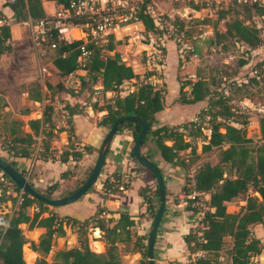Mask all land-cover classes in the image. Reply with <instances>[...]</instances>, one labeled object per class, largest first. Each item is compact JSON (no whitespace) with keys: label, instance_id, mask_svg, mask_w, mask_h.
I'll return each mask as SVG.
<instances>
[{"label":"trees","instance_id":"1","mask_svg":"<svg viewBox=\"0 0 264 264\" xmlns=\"http://www.w3.org/2000/svg\"><path fill=\"white\" fill-rule=\"evenodd\" d=\"M145 2L147 3L148 0ZM145 2L143 9H145ZM2 4L11 9L13 17L17 21L28 18L36 20L46 15L40 0H14L13 2L3 0ZM235 7H242L240 10L242 16H239V11L234 10ZM232 9L234 17L224 21V30H218L215 22L213 38H209L207 41L225 47L224 40L234 39L245 44L248 47L247 50L262 45L264 41L260 35V28L252 23V17L254 15L263 16L264 8L257 5L230 3L220 8L216 20L224 19ZM0 17L6 18V15L0 11ZM140 19L146 30H155L154 19L147 11H141ZM194 20H188L186 23L179 19L175 20V23L178 22L180 25L178 31L183 34L182 41L193 35V31L197 27V22ZM10 37L9 25H2L0 27V56L11 51ZM115 43L118 41H114L113 36L110 35L107 43L104 44L76 40L72 44H57L54 49H51L52 62L56 65L58 72L63 75L64 81L70 72L79 69L77 58L81 46L84 45L88 50V61L84 67L80 68L84 70L82 84H86L85 78H88L91 83L100 79L102 89L113 93L110 101L103 105L106 113L98 121V124L109 129L115 120L125 115H134L145 120L149 125V130L142 140L140 148L150 136L160 159L167 164L180 166L186 172L189 171L193 161L197 159L196 156L192 157L196 153L194 146L196 138H201L202 152L219 150L217 162L213 164L205 162L199 165L190 178L187 175L188 177L184 179L182 185L186 194L191 191L208 194V197L203 201L205 207L200 219L201 226L195 230L191 228L182 236L188 253L196 255L191 263L189 261L184 263L168 261L163 264H221L223 258L226 259V264H251V258L258 255L262 247L260 240L253 235L252 227L256 223L264 225V115L258 119L259 139L253 142L247 137L244 128L245 121L233 118L234 113L230 104L234 98L233 94L231 92L225 94L223 90L212 94L209 80L198 75L195 80L185 81L180 85L178 101L187 104L205 102L197 116L201 122L207 117L209 136L206 137L201 133V122L194 127L191 123L192 120L179 126L184 128L183 132L178 131V127L173 128L167 125L153 128L157 121L155 114L164 108L163 93L152 83L145 82L128 94H120L123 83L137 77V74L130 65L122 60L118 52L109 54L114 49ZM197 52V46L193 45L190 53ZM245 63V60L239 62L240 65ZM252 70L255 73L249 78V83L254 86V91L245 89V85L235 83L233 80L236 77L232 79L231 85L235 86V90L242 94L240 98L254 96L261 98V94H264V70L261 72L259 65H256V68ZM224 74L229 77L228 75L231 73ZM222 78L223 80L227 79L226 77ZM63 83L57 81L55 84L52 79H46L43 86L51 96H54L66 91ZM185 86L189 87L188 91L183 89ZM41 91L39 86L31 91L29 96L34 103H41ZM6 106L7 101L0 94V128L3 130L0 148L7 154V157L3 158L17 168L16 158L32 156V145L36 136L40 134L44 138H51L56 134L52 121L53 107L50 104L44 105L41 117L28 119L26 123L30 131H24L22 127L25 122L22 119H8L4 116ZM75 106L66 105L70 115L79 112ZM21 114L27 115L29 110L24 109ZM123 130H128L131 133L134 142L141 131V125L137 121L127 120L116 126L114 134ZM44 140L43 149L39 154V158L42 160H58L60 162L79 160L84 152L90 149L88 147V150L84 152L76 149L70 134H68L66 148L56 155L50 153L49 142ZM166 141H169L170 144H166ZM188 149L189 155H187L188 158H185L184 152ZM141 154L157 167V164L148 155L142 152ZM196 154L198 155V153ZM142 168L151 173L145 167ZM91 169L92 167L84 178L72 190L68 191V194L82 185ZM20 172L24 175L22 170ZM69 173L70 171L66 170L60 176L63 178ZM120 179L119 174L112 173L111 180L107 177L103 181L104 190L111 192L119 189V185H122L123 189H127L130 181L122 182ZM28 183L36 189L30 180ZM57 186L56 181L43 190H36L51 197ZM8 188L15 191L16 195L7 193ZM146 191L147 187H144L139 191V194L146 203V208L154 216L158 206L157 185L154 189L157 203H154ZM197 198L196 195L195 201ZM239 200H243L245 204L240 206L238 211H227V202ZM3 201H9L11 207L17 203L18 205L10 215L5 212L2 217L0 216V264H26L22 251V246L25 243H29V248L39 255L33 264H123L120 250L130 253L139 252L141 258L137 264H149L147 243L144 241L146 238L131 229L133 220L127 209L119 210V216L116 219L105 217L112 211L107 210L104 206H99L91 215L84 218L59 215L50 211L45 203L21 190L8 177L5 181H0V202ZM31 207L36 209L28 212V208ZM188 208L193 212L197 211L196 207L189 206ZM20 224H25L28 230L42 227L44 232L40 234L37 241L28 240ZM64 226L74 229L77 245L55 250L49 262L46 256L51 251L54 238L65 235ZM90 229H98L101 232L100 237L105 243L103 252H94L90 249L88 244V230ZM120 245L122 249L119 248ZM154 264L159 263L154 261Z\"/></svg>","mask_w":264,"mask_h":264},{"label":"rangeland","instance_id":"2","mask_svg":"<svg viewBox=\"0 0 264 264\" xmlns=\"http://www.w3.org/2000/svg\"><path fill=\"white\" fill-rule=\"evenodd\" d=\"M227 4H230L229 2L222 4L219 7L210 6L203 4L201 6H198L196 9L200 11V13H195L194 15L188 14L184 18H180V14L182 13V5H176L171 4L170 2L166 0H148V2H145L146 11L153 17L154 23H155V30H146L143 23L141 24H135L132 25L135 27L136 25L144 27V32H140L141 36L140 38L136 39L135 41L129 40L131 38L130 34H127L125 29L127 27L121 28L124 31H121L119 33H116L115 29L113 32L116 33L117 39H120L119 44H117L114 49L109 52V54H113L114 52H118L122 58V60L127 64L130 65L135 73H137L136 78H141V80L136 81L132 78L128 80L127 82L123 83L122 90L125 91V94L130 93V91H134L140 84L149 82L152 83L156 88L163 91V99H168L171 94L167 95L168 91V81L171 78V75L175 74L177 79V85L180 87L182 83L185 81H193L196 79L198 75L203 76L209 80L211 83L210 87L212 90V94L223 90V93H229L231 92L233 94V99L230 101L231 104V110H233V101L235 102L237 99L240 98L242 95L241 92H238L235 90V86H232V79L236 77L235 83H239L242 85H245V89L254 91V86L249 83V78L252 77L255 73L254 68H256V65L260 66L261 72L264 70V43L260 45L259 47H256L251 50H247L248 47L243 44L242 42L236 41L234 39L230 40H224L223 44L225 47L221 46V44H215V43H209L207 39L213 38L214 35V28L213 24L217 23V29L220 31L224 30V21L226 19H231L234 17V10L239 11L241 15V8L242 7H235L234 10L232 9L229 14L226 15V17L222 20H216L218 11L223 6H226ZM233 4V3H231ZM243 5V4H241ZM53 5L51 3L45 4V10L47 15L53 14ZM179 19V21L186 23L188 20H194L197 22V27L193 31V35L185 41L176 42L175 36L176 34H181L179 32V23H175V20ZM178 21V20H177ZM19 24L13 23L11 24V31H12V39L10 41L11 43V51L7 53L5 56L0 58V94L5 98L7 101V106L5 107L6 116L9 118H20L24 122H26L28 119H35L41 117V112L46 104H50L53 107V126L55 128V135L51 138H44V136H41L40 134L35 137L34 143L32 145V156L27 158L25 162L21 160L22 163L25 164L24 169L22 170L24 172V175L26 176L27 180H33L36 177L37 171H38V165L41 163L39 157L40 153L43 149V140L49 142L50 146V153H55L56 155L66 148L67 142L60 139V133L62 130L66 131V136L70 133H72L71 126V120L68 115V109L66 108V103H68L67 98H65V94H68L76 99L81 98L80 103H71V106L76 105L77 110L81 111V109L78 108L77 105L81 106L83 103L91 102V98L89 100L90 95H92L95 92V89L92 86H89L87 83L83 85L82 83V76L79 79L78 76H76L73 81L71 82L73 85H69V83L66 82V80H63V75L58 72V69L56 68V65L52 62L51 53L52 51L45 47V45H42L40 43L35 42L36 35L33 33L31 29H29L28 26L23 25L22 23ZM252 23L255 24L260 28V35L264 41V15H254L252 17ZM129 27V26H128ZM131 27V26H130ZM121 34V37H120ZM138 36V35H136ZM113 40L115 38L113 37ZM108 41V40H107ZM107 43V42H106ZM104 44V43H103ZM181 44H185L190 49L182 53L179 51ZM193 45L197 46L198 52L191 54L190 51H192ZM241 60H245L246 63L243 65H240L239 62ZM181 65H184L183 68ZM224 73H231L227 77ZM193 75V77H190ZM222 77H226V80H223ZM160 79L158 82L155 81V79ZM46 79H52L54 83L56 84L57 81H61L64 84V87L66 91L62 93H58L54 96H51L43 86V82ZM57 79V80H56ZM135 81L137 82L136 86H133L131 88V82ZM231 81V82H230ZM96 83V82H95ZM41 88V103H34L30 99V93L32 90L37 89V87ZM177 86V88H178ZM188 86H185L184 89L188 91ZM244 88V86H243ZM131 89V90H130ZM130 90V91H129ZM131 91V92H132ZM173 93L176 95V97L180 94L178 92V89L176 87L173 88ZM124 94V95H125ZM89 95V96H88ZM262 97L259 98L258 96H254L252 98H248L252 102H264V94H261ZM167 96V98H166ZM165 97V98H164ZM166 101V100H165ZM175 103H178V107L183 110L188 111V116L186 118H182L179 121L181 123H187L190 122L193 118L197 116V113L202 109L201 107L205 105V102L202 103H195V105L189 106L187 103H183L178 101V97L175 99ZM167 102V101H166ZM94 103V102H92ZM91 103V104H92ZM69 105V106H70ZM188 105V106H187ZM196 106V107H192ZM186 108V109H185ZM235 108V107H234ZM24 109L29 110V114L23 115L21 112ZM95 114V113H94ZM82 115H87L85 113L84 109L82 112ZM260 117V116H259ZM259 117L255 116L254 113H244V114H235L233 118L237 119L238 121H245L244 128L246 129L247 137H249L253 142L258 141L259 139V125H258V119ZM96 121V119H95ZM97 122V121H96ZM236 124V123H235ZM238 125V124H236ZM209 122H207V117L204 118V120L201 122V133L203 135H206V137L209 136L210 132L208 129ZM26 124L23 125V129L28 130V127L26 128ZM177 128V127H176ZM178 129V128H177ZM223 131V129H221ZM1 132H3L2 128H0V144H1ZM43 137V138H41ZM64 137V135H63ZM62 138V137H61ZM151 142L150 140H148ZM77 142V143H75ZM74 145L80 147L79 140H75ZM79 142V143H78ZM194 146L195 151L198 153V155L195 153L192 155L197 157L195 161H193V164L191 165L189 171H184V174H182V177L185 179L189 178L194 174L195 169L197 167L205 162H209L211 164L217 162L219 157V150H213L210 152H202L201 151V138H196L194 140ZM152 143V142H151ZM82 147V146H81ZM82 149V148H81ZM83 151L88 150V146L84 147L82 149ZM89 149L85 152L89 155L85 156L83 158V163L92 164L94 163L96 159V154L94 156V153H91ZM144 152L146 150L144 149ZM91 153V155H90ZM49 154V153H48ZM152 155L151 153L149 154ZM185 155V158L188 156ZM0 156L7 157V154L1 150L0 148ZM152 158V157H150ZM81 162V163H82ZM141 167V166H140ZM142 169V168H141ZM89 170L87 168L86 172ZM74 171V170H73ZM143 171H145L143 169ZM164 172L165 169H164ZM145 173L148 176L152 175L148 174L146 171ZM68 175V174H67ZM63 180H66L65 182H69V180L73 179L72 176L67 177ZM64 178V177H63ZM61 179V178H60ZM61 182V187L59 186V189L55 193V196H58V198H62L66 195H68L67 189L73 188L71 187V182L65 184L64 182ZM33 184V183H32ZM151 187H155V182L151 184ZM149 190V196L154 192L151 188H147V191ZM103 188V193H108ZM147 194V192H146ZM105 197V195H103ZM102 196V197H103ZM208 197V194L199 193V196L197 200L195 199H184V206H190V207H196L197 211L192 212L195 214H199L198 217H194L196 222L198 224L194 226L192 229H196L197 227H200V219L202 218V212L204 210L205 204L203 201ZM7 204V205H6ZM145 206L146 203L144 202ZM18 205V203H17ZM17 205L11 207L10 202H0V216L2 217L3 212L5 211V208L7 211H14L17 207ZM47 205V204H46ZM101 207L103 205L96 206ZM228 210H232L233 207L231 204H226ZM105 207V206H104ZM47 208L52 211L53 207L47 205ZM54 208L59 212H71L74 215L77 216H87L89 213H92L94 210L87 209L84 206V203L82 200H76L74 202L60 205V206H54ZM106 208V207H105ZM107 209V208H106ZM108 210V209H107ZM120 208L116 207L112 212L115 213V215H112V213H108L105 215V217H113L116 219L119 216L118 211ZM32 211V207L28 208V212ZM148 211V209H146ZM194 214V215H195ZM45 215V214H44ZM149 217L151 218V222L153 219L152 212L149 211ZM151 226L148 228L146 235V239L144 240L145 243H147V237L148 233L150 231ZM65 229V235L61 237H56L53 240V245L51 248V251L46 256V259L50 262L52 258V254L57 249L62 248H70L77 245L76 242V236L75 231L73 228L64 226ZM96 229L88 230V244L91 250L94 252H100L98 250H101V247L98 242H94V240H100L101 237H96V234L94 233ZM23 232L28 240H32V237H37L38 232L33 233H25L26 230L23 229ZM40 236V235H39ZM122 248V246H119ZM23 251V259L26 264H33L34 260L39 256L36 252L32 253L29 248V243H25L22 246ZM120 254H125L123 250H120ZM195 256L196 254H192ZM191 254H188L189 259H193ZM141 257V256H140ZM124 258V257H123ZM125 259V258H124ZM139 261V260H138ZM189 260H186V262ZM221 264H226V259L221 260ZM138 263V262H137ZM158 263V262H157ZM162 264V263H159Z\"/></svg>","mask_w":264,"mask_h":264},{"label":"crops","instance_id":"3","mask_svg":"<svg viewBox=\"0 0 264 264\" xmlns=\"http://www.w3.org/2000/svg\"><path fill=\"white\" fill-rule=\"evenodd\" d=\"M2 3L3 0H0V11L6 15L5 19H9L8 25L10 27V33H11V37L9 40L10 42L12 39L11 24L13 23L19 24L18 23L19 21H17L13 17L11 9L7 6H4ZM46 3L53 4L52 1H48V0L42 2V6L45 11V14H46V10H45ZM144 30H145L144 27L138 25H136L135 27L129 26L125 29L126 33L131 35V38H129V40H133V41L140 38L141 36L140 32L145 33L146 31ZM116 31H117L116 33H119L124 30L119 29ZM116 33L114 34L113 32L112 36L115 38L116 41H118L117 44H119L121 42L120 39H117ZM117 44L115 45L117 46ZM7 53L9 52L2 54L0 58L5 56ZM183 66L184 65H181L182 68ZM76 76H78L79 79L81 80L82 78L81 76H84V70L82 69L75 70L74 78ZM135 78L133 79L135 80ZM175 78H176L175 74L174 76L172 74L170 80L168 81L169 89L167 91V95L171 94V92L172 95L168 99H163L164 108L155 114L157 121L153 125V128L160 127L162 125H167L173 128L179 127L180 125L183 124L179 120L182 118H186L188 116V111L180 109L178 107V103H175L176 102L175 99L179 97V95L176 97V95L173 93V88L176 87V89H178V92L180 91V87L176 83L177 79ZM134 80L131 82L132 85L131 88L137 85V82L134 83L135 82ZM139 80H141V78H136V81ZM159 80L160 79L158 78L155 79V81L157 82ZM85 81H86L85 83H87L89 86H92L95 89V92L89 97V100L91 98V102L83 103V105L81 106L77 105L78 108L81 109V111L73 115H70L68 111V115L69 117H71L70 128L72 129V133H70V136L73 142H75V140L76 141L79 140L80 142V143L78 142L80 147L76 145L75 146L76 149L83 151L82 149L85 146H88L90 148V151H92L91 153L92 154L94 153V156L97 152L96 154V158H97L99 147L102 143L104 136L108 131V128L103 125H99L98 121L106 113V110L103 108V105H105L110 101V99L113 96V93L110 91H104L102 89L100 79H97L96 83H91L88 80V78H85ZM120 94L124 95L125 91L121 90ZM65 98H67L68 100L67 101L68 103H66L68 105H70L71 103L75 104L81 102V98L76 99L68 94H65ZM196 103L200 104L202 102H196ZM191 105H195V103L189 104V106ZM203 106L201 108H203ZM192 107H196V106H192ZM83 109L85 113H87V115H82ZM95 119L97 122L95 121ZM25 124L28 127L26 122ZM24 131H30L29 127L28 130L25 129ZM66 134H67L66 131L62 130L60 133V136L62 138L60 137V139L68 143V135L66 136ZM148 140H150L152 143L149 142ZM166 144H170V142L166 141ZM132 147H133V138L128 130H123L119 133L114 134L108 149V153L106 155L104 165L101 168L100 174L98 175L95 183L91 186V188L78 200H82L84 206L87 209H91L94 211L96 210L97 208L96 206H98V204L105 206L110 211H113L114 209H116V207L120 208V210H122V208H125V210L127 209L128 213L131 215V218L133 220V225L131 226V229L134 230L138 235H142L146 238L145 234L147 233L148 228L151 226V218L149 217V210L146 211L147 208L144 204L143 198L139 194V191L144 187L147 188L149 187L153 191L156 187V182L153 176L152 177L148 176L145 173L146 170L144 169L145 171H143V168L140 167V165L133 159V157L131 156ZM144 149L146 150L147 153L144 152ZM140 151L143 154L152 157L151 159L157 164V167L159 168L163 176L165 191H166L165 206L160 223L158 225V229L156 231L155 240L153 244L154 261L163 264V263H167L168 261H178L180 263H184L186 262V260H189V262L191 263L192 260L194 259V256L191 254L193 259H189L188 257L189 253L188 250L186 249L182 236L186 234L191 228H193L198 224V222H196L194 217H198V218L200 217L198 216L199 214L193 213L188 208L189 205L185 207L184 206L185 200L181 199L182 195L186 194L182 189V185L184 183V178L182 177V174H184L185 170L180 166L167 164L164 161H162L155 149L153 139L150 136L147 138L146 142L140 148ZM150 153L152 154L151 156L149 155ZM184 153L186 154V156L189 155V149L186 150ZM87 155L89 154L84 152L83 156L79 160H69L68 162H60L58 160L55 161L40 160L41 163L38 165V171L36 177L32 182L33 186L38 190H43L46 187H48L50 184L57 181L58 186L51 195L52 198L57 199L58 196H55V193L59 189V186L60 187L62 186L61 185L62 180L66 178V177L61 178L60 176V174L63 171L66 170L70 171L67 177L70 176L73 177V179L69 180V182L72 183L71 187L74 188L76 184L81 179L84 178L85 174L87 173L86 172L87 168L90 169L91 167H93L96 159L92 164L89 163L85 164L82 162L83 158ZM26 159L27 158L15 159L16 166L19 171L24 169L25 164L22 162L23 161L25 162ZM164 169L166 172H164ZM112 173L119 174L121 177L129 174L131 176V179L128 180L130 181L128 188L116 189L108 193H103V186H102L103 181L107 177H109V179L111 180ZM147 173L149 175L151 174L149 172ZM65 181L66 180H63L65 184L69 183ZM153 182H155L154 188L151 187V184H153ZM73 188H69L67 189V191L72 190ZM146 192L147 194H149V190ZM103 195H105V197ZM150 197L154 201V203H157V196L155 192H153ZM6 203H9V201H7ZM226 204H231L233 207L232 210L227 209V211L236 212L239 210L240 206L245 204V202L243 200H239L236 202L235 201L227 202ZM33 209L36 208L32 207V210ZM0 212H1V208H0ZM5 212H8L9 215L12 213V211H7L6 208L3 214ZM52 212H55L59 215H71L77 218H84L93 213V212L89 213V215L87 216H77L71 212H59L54 207L52 209ZM111 213L112 215H115L114 212ZM20 227L22 230L23 229L26 230L25 232L26 234L33 233L35 231L39 233L36 238L32 237L33 241H37L39 235L44 232V228L42 227H35L31 230H28L25 224H20ZM252 231H253V235L260 240L262 247H261V252L258 255L251 258V264H264V225L261 223H256L253 225ZM94 233L96 234V237L100 238L101 232L98 229H96ZM94 242L99 243L101 250L98 251L103 252L105 249V243L102 241V239L94 240ZM30 251L34 253V251H32L31 249ZM140 256L141 255L139 252H131V253L125 252V254H122L121 256L122 263L137 264L138 260L141 258Z\"/></svg>","mask_w":264,"mask_h":264},{"label":"built area","instance_id":"4","mask_svg":"<svg viewBox=\"0 0 264 264\" xmlns=\"http://www.w3.org/2000/svg\"><path fill=\"white\" fill-rule=\"evenodd\" d=\"M14 0H8L13 2ZM41 2L45 0H40ZM171 4L182 5V13L180 18H184L188 14L194 15L200 13L196 8L203 4L219 7L224 3H235L245 5H257L264 8V0H166ZM145 0H60L52 1L53 14L45 15L40 19L28 18L21 20L20 23L26 25L36 35L35 42L45 45L48 49H54L57 44H72L76 40H88L95 43H106L109 36L113 35L115 29L141 24V11ZM9 19L0 17V27L8 25ZM176 42H181L183 34H176ZM179 51L187 52L190 48L185 44H181ZM89 52L84 45L80 48V53L77 58L79 69L84 67L88 61ZM77 70V69H76ZM74 71L67 76L66 82L73 85L71 82L74 79ZM190 77H193L191 75ZM131 90V89H130ZM129 90V91H130ZM132 91V90H131ZM130 91V92H131ZM97 93V91H96ZM94 101V100H93ZM233 113L244 114L254 113L255 116L261 117L264 115V102H252L248 98H239L233 101ZM201 122V119L196 116L192 119L193 126ZM190 123V124H191ZM190 126V125H189ZM178 131H184L183 127H178ZM210 132V130H209ZM43 138V137H41ZM6 175L0 170V181L6 180ZM131 179V176L124 175L121 177L122 182ZM122 189V185H119ZM7 193L16 195V192L11 188L6 190ZM19 195V194H18ZM199 193L191 191L183 194L181 199H194Z\"/></svg>","mask_w":264,"mask_h":264},{"label":"water","instance_id":"5","mask_svg":"<svg viewBox=\"0 0 264 264\" xmlns=\"http://www.w3.org/2000/svg\"><path fill=\"white\" fill-rule=\"evenodd\" d=\"M131 120V121H137L141 125V131L137 138L133 142V147L131 149V154L133 159L142 167H145L148 169L152 175L154 176L157 189H158V206L156 208L155 214L153 216L152 222H151V228L148 233L147 237V260L149 261V264H154V254H153V244L155 240L156 231L158 229V225L160 223L164 206H165V184L163 176L160 172V170L152 164L150 161H148L146 158L142 156L140 153V144L144 137L147 135L149 130L148 123L134 115H125L123 117L118 118L113 122L111 127L108 129L106 135L104 136L102 143L98 150V155L95 161V164L93 165L89 175L85 179V181L82 183V185L77 188L72 193L62 197V198H52L45 196L44 194L40 193L36 189H34L29 183L27 178L17 169L15 168L9 161L5 160L3 157H0V170L21 190L28 193L30 196L34 197L38 201H41L49 206H60L64 204H68L71 202H74L78 200L80 197H82L95 183L98 175L100 174L101 168L104 165L106 155L108 153V149L112 140V137L114 135L116 126L124 121ZM122 210H125V208H122Z\"/></svg>","mask_w":264,"mask_h":264}]
</instances>
